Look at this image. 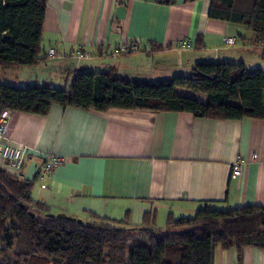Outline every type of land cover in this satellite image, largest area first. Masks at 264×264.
I'll return each instance as SVG.
<instances>
[{"label":"crops","instance_id":"crops-1","mask_svg":"<svg viewBox=\"0 0 264 264\" xmlns=\"http://www.w3.org/2000/svg\"><path fill=\"white\" fill-rule=\"evenodd\" d=\"M212 0H48L42 57L35 65L4 68L0 82L26 87L68 86L78 70L113 69L132 80L158 81L189 74L199 61L244 62L262 68L263 42L252 32L209 17ZM237 35L236 45L224 38ZM190 40L191 48L179 46ZM127 40L139 51L115 54ZM83 47L92 56L78 59ZM50 48L60 55L49 58ZM183 95H190L184 93ZM192 96V95H190ZM206 100L205 94L193 95ZM6 139L25 145L20 178L53 213L82 220L91 213L132 227L164 229L168 219L209 206H264V120L200 118L188 112L109 108L87 110L54 104L45 115L8 110ZM1 147V141H0ZM254 153L260 159L253 160ZM50 154L68 160L44 180L37 164ZM249 162L232 176L238 155ZM0 165L6 163L0 154ZM214 264H264V248L215 249Z\"/></svg>","mask_w":264,"mask_h":264},{"label":"trees","instance_id":"trees-1","mask_svg":"<svg viewBox=\"0 0 264 264\" xmlns=\"http://www.w3.org/2000/svg\"><path fill=\"white\" fill-rule=\"evenodd\" d=\"M47 4L0 0L1 67L32 66L46 58L42 40ZM209 17L245 26L263 42L264 57V0H212ZM177 88L205 94L206 100L180 94ZM54 104L264 120V70H249L244 62L199 61L189 74L153 82L128 79L113 69L78 70L61 88L0 82V114L17 110L45 115ZM32 189V181L0 165V264H214L218 246L240 253L248 246L264 248V206H205L192 216H171L158 229L132 227L126 218L97 213L82 222L51 217L52 208L35 199Z\"/></svg>","mask_w":264,"mask_h":264},{"label":"built area","instance_id":"built-area-1","mask_svg":"<svg viewBox=\"0 0 264 264\" xmlns=\"http://www.w3.org/2000/svg\"><path fill=\"white\" fill-rule=\"evenodd\" d=\"M224 42L227 45H236L238 42L237 35H228L224 38ZM180 47L191 48L192 43L190 40H182L179 43ZM141 45L138 41L127 40L120 43L115 48V54H125L139 51ZM74 55L80 60L83 58H90L92 54L83 47H78L73 51ZM61 51L57 48H50L48 50V57L53 58L57 55H60ZM8 110L0 114V154L3 157L8 170L13 174L20 175V171L24 166L25 160L28 155V148L25 145H16L11 144L6 139L7 128H8ZM253 160L260 159V154L254 153L252 156ZM68 158L64 155L59 154H50L46 158L37 164V177L41 180H44L48 176L54 174L57 167L63 165ZM249 160L245 155H238L236 160L232 165V176L240 177L244 172V168L248 164Z\"/></svg>","mask_w":264,"mask_h":264},{"label":"rangeland","instance_id":"rangeland-1","mask_svg":"<svg viewBox=\"0 0 264 264\" xmlns=\"http://www.w3.org/2000/svg\"><path fill=\"white\" fill-rule=\"evenodd\" d=\"M233 25H235V24H233ZM236 27H238L241 31V33H248V32H251L249 29H247L245 26H243V25H235ZM255 69H257L256 67H254L253 69H251L250 67H249V70H255ZM177 90V92L178 93H180V94H184V93H186V94H190V95H197L196 93H194V92H192V91H190V90H188V89H185V88H177L176 89ZM49 264H52V263H49Z\"/></svg>","mask_w":264,"mask_h":264},{"label":"water","instance_id":"water-1","mask_svg":"<svg viewBox=\"0 0 264 264\" xmlns=\"http://www.w3.org/2000/svg\"><path fill=\"white\" fill-rule=\"evenodd\" d=\"M24 206V205H23ZM27 208V206H25ZM32 215H34L33 212H31ZM49 216L53 217L56 216L57 218H62V219H68V220H77L79 222H82V219L76 218V217H72L67 215L66 213L63 212H59V213H50L48 214Z\"/></svg>","mask_w":264,"mask_h":264}]
</instances>
